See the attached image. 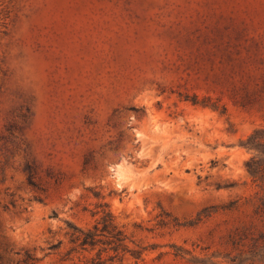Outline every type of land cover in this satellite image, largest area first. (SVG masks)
<instances>
[{"label": "rangeland", "instance_id": "374dc122", "mask_svg": "<svg viewBox=\"0 0 264 264\" xmlns=\"http://www.w3.org/2000/svg\"><path fill=\"white\" fill-rule=\"evenodd\" d=\"M255 129L264 0H0V264H261Z\"/></svg>", "mask_w": 264, "mask_h": 264}, {"label": "trees", "instance_id": "16d2710c", "mask_svg": "<svg viewBox=\"0 0 264 264\" xmlns=\"http://www.w3.org/2000/svg\"><path fill=\"white\" fill-rule=\"evenodd\" d=\"M246 145L254 148L260 154L264 156V131L262 129H255L247 138ZM246 167L248 171L255 175L256 167H254V159L251 158L246 162ZM112 214L110 211L104 209L103 215L100 220H97L91 228L87 230H82L76 228L75 231L71 234V241L76 243L81 249H86L88 247H95L97 244L110 245L114 244L113 248H117L116 243L121 240L117 236L120 232L117 231L114 233L115 226L112 224ZM99 223L101 227L98 228ZM252 256H258L262 261L261 264H264V246L257 251H252ZM100 264V263H97Z\"/></svg>", "mask_w": 264, "mask_h": 264}]
</instances>
